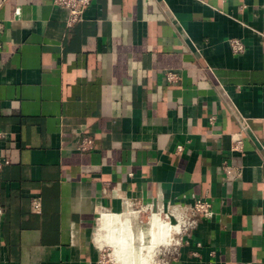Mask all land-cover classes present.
Returning a JSON list of instances; mask_svg holds the SVG:
<instances>
[{
    "label": "crops",
    "instance_id": "0c3cea01",
    "mask_svg": "<svg viewBox=\"0 0 264 264\" xmlns=\"http://www.w3.org/2000/svg\"><path fill=\"white\" fill-rule=\"evenodd\" d=\"M67 17L0 0V264H98L104 243L148 264L162 244L131 250L101 218L193 198L213 218L157 264H264V0H93Z\"/></svg>",
    "mask_w": 264,
    "mask_h": 264
},
{
    "label": "built area",
    "instance_id": "2783aa9c",
    "mask_svg": "<svg viewBox=\"0 0 264 264\" xmlns=\"http://www.w3.org/2000/svg\"><path fill=\"white\" fill-rule=\"evenodd\" d=\"M93 0H53V5L56 8L67 12V25L72 26L82 20V16L86 9L90 6ZM230 46L233 54L238 55L243 52V44L240 40L234 39L230 41ZM166 79L170 83L177 82L178 77L175 73L168 72ZM213 117L210 118L212 123ZM76 148L79 152H85L92 149V142L90 139L84 138L81 142L76 144ZM231 150L233 152H242V140L240 137L232 138ZM178 152L181 151L179 147ZM223 173L227 180L234 179L240 175L239 170L234 172L232 166L223 164ZM40 208L38 200L33 201L32 209L38 211ZM166 212L162 205H141L134 204L127 213L131 218H135L136 226L139 230L144 229L150 218L154 215H159L165 222L173 226L172 237L168 249L163 252H168L172 247H177L182 243L184 236L188 235L192 230L196 228L198 223L203 220H210L213 218L214 212L212 211L210 202L202 198H193L192 204H168ZM142 213H146V220L141 217ZM159 253V252H158ZM98 264H101L98 261Z\"/></svg>",
    "mask_w": 264,
    "mask_h": 264
},
{
    "label": "bare ground",
    "instance_id": "6f19581e",
    "mask_svg": "<svg viewBox=\"0 0 264 264\" xmlns=\"http://www.w3.org/2000/svg\"><path fill=\"white\" fill-rule=\"evenodd\" d=\"M131 216H128V214H126V215H124L123 217L122 216H119V215H111V216H103L102 218H101V220H100V230H104V232H105V230H107V229H110V228H112V227H116V225L117 226H120L123 230L124 229H126V230H124V232H125V235L124 234H120V233H122V229H119L118 228V230H119V232L120 233H115V235L116 234H120V236H118V238L114 235V232H113V235L117 238L116 240H117V243L118 244H121V245H123V246H130V248H131V246L132 245H134L137 241H139L140 240V242H144V244H145V246H147L148 244H151V245H156L157 246V244L159 245V244H166V243H169V240H168V238L170 237H172V234H171V232L174 230V229H176V228H174L173 226H171V225H169L168 224V222H165L159 215H154V216H152L151 218H150V220H149V222H148V224H147V226L144 228V229H142V230H139V228L137 229V227L134 225V219L135 218H132L133 219V221H131ZM174 228V229H173ZM113 229H116L117 230V228H113ZM134 229H136V231H134ZM110 230H112V229H110ZM110 230H108L109 232H110ZM116 230H115V232H116ZM114 231V230H113ZM127 233V234H126ZM108 235V234H107ZM103 237V236H102ZM107 237V236H106ZM106 237H104V239H106ZM113 237V236H112ZM108 238V237H107ZM97 239H99V238H97ZM113 239V238H112ZM111 239V240H112ZM171 240V239H170ZM110 241V240H109ZM100 242V241H99ZM111 242V241H110ZM112 242H114L113 240H112ZM112 244V243H111ZM114 244H116V242L114 243ZM142 244V243H141ZM140 244V245H141ZM136 245V244H135ZM166 245H168V244H166ZM150 246V245H149ZM115 247H116V245H115ZM117 247H118V245H117ZM121 248H122V246H120ZM119 247V248H120ZM158 247V246H157ZM120 248V249H121ZM140 248H143V247H140ZM148 248H150L151 249V247H148ZM153 248V247H152ZM155 248V247H154ZM124 250H120V252H125V249H127V248H123ZM144 249H145V247H144ZM150 249H149V251H150ZM127 250H130L129 249V247H128V249ZM131 250H133V248H131ZM134 250H135V248H134ZM140 250V249H139ZM141 250H143V249H141ZM136 251V250H135ZM117 253L116 254H119L118 252L119 251H116ZM127 252V251H126ZM130 252V251H129ZM133 252V251H132ZM141 252V251H140ZM147 252H148V249H147ZM128 253V252H127ZM126 253V254H127ZM131 253V252H130ZM129 253V254H130ZM134 253V252H133ZM129 254H127L128 256H129ZM132 254V253H131ZM136 254V253H135ZM137 256H139V252H137ZM121 255V254H120ZM123 255V254H122ZM121 255V256H122ZM134 255V254H133ZM141 255V254H140ZM152 255V254H151ZM121 256H118V257H120V259H121ZM128 256L126 257V255L124 256V257H126V258H128ZM136 256V255H135ZM146 256V255H145ZM124 257H122V258H124ZM130 257V256H129ZM139 257H141V256H139ZM149 257V256H148ZM151 257V256H150ZM132 258V257H131ZM131 258H129V259H121L122 261H125L126 263H129V260L131 259ZM133 258H135V257H133ZM132 258V259H133ZM145 258V257H144ZM143 258V259H144ZM140 259H142V257L140 258ZM140 259H138L137 258V260H139V261H141ZM147 260V259H146ZM149 260V259H148ZM130 261H132V260H130ZM134 261H136V259L134 260ZM139 261H137V262H139ZM124 262V263H125ZM147 262V261H146ZM143 263H145V261L143 262L142 261V263L140 262V264H143ZM130 264H131V262H130ZM133 264H135V263H133ZM148 264H149V262H148Z\"/></svg>",
    "mask_w": 264,
    "mask_h": 264
},
{
    "label": "rangeland",
    "instance_id": "374dc122",
    "mask_svg": "<svg viewBox=\"0 0 264 264\" xmlns=\"http://www.w3.org/2000/svg\"><path fill=\"white\" fill-rule=\"evenodd\" d=\"M146 215H147L146 213H142L141 217L144 220H146ZM130 219H131V221H133L132 218H130ZM134 224H135V221H134ZM172 232H171V234H172ZM103 245L104 246L101 247V257L99 259L101 264H122L121 259H118L115 255L116 253H115L114 247H112L111 245H108L106 243H104ZM136 245L138 248L139 244L136 243ZM168 248H169L168 246L161 245V246H158L157 248L153 249V251H152L153 254H152L150 260L148 261L149 264H157V259L155 257L156 255H158L157 252H159V250L164 251L165 249H168ZM146 253H147V251H142V254H146Z\"/></svg>",
    "mask_w": 264,
    "mask_h": 264
}]
</instances>
